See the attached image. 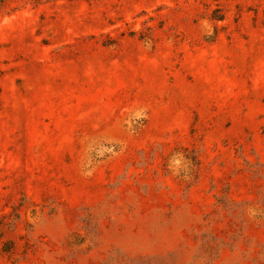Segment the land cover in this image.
<instances>
[{
    "label": "rangeland",
    "instance_id": "374dc122",
    "mask_svg": "<svg viewBox=\"0 0 264 264\" xmlns=\"http://www.w3.org/2000/svg\"><path fill=\"white\" fill-rule=\"evenodd\" d=\"M0 264H264V0H0Z\"/></svg>",
    "mask_w": 264,
    "mask_h": 264
}]
</instances>
